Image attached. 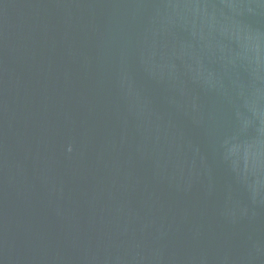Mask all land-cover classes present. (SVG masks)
Masks as SVG:
<instances>
[{
  "label": "water",
  "instance_id": "water-1",
  "mask_svg": "<svg viewBox=\"0 0 264 264\" xmlns=\"http://www.w3.org/2000/svg\"><path fill=\"white\" fill-rule=\"evenodd\" d=\"M0 264H264V0H0Z\"/></svg>",
  "mask_w": 264,
  "mask_h": 264
}]
</instances>
